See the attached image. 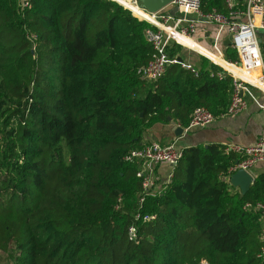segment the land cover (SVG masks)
Wrapping results in <instances>:
<instances>
[{
    "label": "trees",
    "instance_id": "trees-1",
    "mask_svg": "<svg viewBox=\"0 0 264 264\" xmlns=\"http://www.w3.org/2000/svg\"><path fill=\"white\" fill-rule=\"evenodd\" d=\"M29 2L0 0V264H261V214L245 204L264 200V174L248 192L234 189L226 177L237 153L184 148L167 190L142 208L156 215L148 223L135 221L139 164L124 160L152 142L155 124L187 128L201 105L225 111L233 77L203 57L198 75L171 64L144 80L137 69L152 57L145 31L154 27L131 10ZM201 4L227 12L226 0ZM182 47L167 52L184 58Z\"/></svg>",
    "mask_w": 264,
    "mask_h": 264
},
{
    "label": "built area",
    "instance_id": "built-area-1",
    "mask_svg": "<svg viewBox=\"0 0 264 264\" xmlns=\"http://www.w3.org/2000/svg\"><path fill=\"white\" fill-rule=\"evenodd\" d=\"M126 1L130 3V5L126 4L128 9L154 27H149L145 31L147 39L153 45L154 52L149 62L137 69V74L142 79L150 82L157 81L165 74L167 67L171 64H178L182 68L198 75L199 72L192 61L185 60L184 58L180 61L178 59L180 56L171 58L167 52V48L172 42L184 46L177 39V36L189 37L197 42L194 36L198 25L215 24L218 26V31L213 38L215 51L212 52L223 58L220 41L222 32L227 30L229 39L231 40V47L237 51L239 57L238 61L229 63L247 70L259 71V82L255 83L225 68L203 54L215 64L223 67L233 77V92L230 103L226 110L220 114L222 116L239 114L247 108L248 99H253L260 107H264L263 104L257 101L253 91L257 89L264 94V59L256 33V29L264 30V0H245L243 7L240 6V0H226V13H221L216 9L207 12L203 11L201 0H173L170 7L174 6L178 9L181 13L178 17L165 9L158 12L148 11L138 0ZM120 4L123 5L124 3ZM21 5L23 7H30V2L29 0H24ZM134 8L140 9L142 13L136 11ZM191 50L196 52L194 49ZM223 75H225V72L220 73L221 77ZM215 118L216 115L209 108L203 105L198 106L191 114L188 128H204L211 124ZM225 152H235L240 156L238 162L229 168L226 180L231 183L232 175L238 170H244L252 175V168L257 163L264 161V138H260L255 143L244 147L238 145L226 146ZM183 153L184 149L178 147L176 142L162 145L159 142L152 141L130 150L124 156L126 162L139 164L136 175L141 180L142 193L139 197L140 209L135 215L136 222L148 223L156 219L155 214L145 213L142 210L148 197L164 193V191L158 193L160 191H158L156 184L155 169L163 163L170 165L171 172L166 182V185H170L174 177L175 168L180 163ZM122 202V198L120 197L116 205L117 209L122 207ZM245 209H253L261 214V241L263 244L258 253V258H260L261 264H264V200L255 203L248 202L245 204ZM127 234L130 240H137L138 228L136 224L129 225ZM199 264H209V262L203 259Z\"/></svg>",
    "mask_w": 264,
    "mask_h": 264
},
{
    "label": "crops",
    "instance_id": "crops-1",
    "mask_svg": "<svg viewBox=\"0 0 264 264\" xmlns=\"http://www.w3.org/2000/svg\"><path fill=\"white\" fill-rule=\"evenodd\" d=\"M20 4L24 0H18ZM245 5V0H240V6ZM176 7H167L165 10L172 12L175 16H180L181 13L175 9ZM261 33L258 36L260 41V46L262 49L263 59H264V30L260 29ZM218 26L215 24H199L197 27V32L194 38L198 41L205 43H213V38L217 34ZM177 39L185 46L200 52L199 54H204L216 61L221 65H225L226 62H232V59L226 60L225 56L229 54L228 47L231 45L227 44L229 40V34L227 30H224L221 34V53L222 56L214 54L211 50L206 49L200 43L195 42L189 37L178 36ZM186 40H190L189 42ZM233 48V47H231ZM194 54V55H192ZM197 55V57L195 56ZM201 54V55H202ZM203 55V56H204ZM186 60L192 61L195 66L198 68L200 64L205 62L203 57H200L196 52H186ZM205 57V56H204ZM206 57V58H208ZM208 58V59H209ZM210 60V59H209ZM211 61V60H210ZM230 64V63H229ZM223 68V67H222ZM241 68V67H239ZM224 69V68H223ZM259 71H251L244 69V78L251 80L256 83L255 74ZM221 72L217 73V76H220ZM214 75V74H212ZM256 95V99L260 104L264 105V94L255 89L253 90ZM177 125H180L177 123ZM159 136L166 139L162 142L159 139ZM264 138V107L260 105L253 99H248V106L242 112L233 116H222L221 114L216 115L215 120L204 128H184V132L181 136H176L174 127L172 123L155 124L150 128L145 134V141H156L162 145H167L172 142H176L177 146L180 148H186L195 145H209L217 144L223 147L226 146H248L255 143L258 139ZM171 172V167L168 164H160L155 169V179L158 187V193L165 192L169 185H166L168 176ZM264 174V161L257 163L252 168V175L254 180L259 175ZM254 182V181H253ZM232 184V183H231ZM166 186V187H165ZM234 189L241 191L239 187L234 186ZM159 195V194H158Z\"/></svg>",
    "mask_w": 264,
    "mask_h": 264
},
{
    "label": "water",
    "instance_id": "water-1",
    "mask_svg": "<svg viewBox=\"0 0 264 264\" xmlns=\"http://www.w3.org/2000/svg\"><path fill=\"white\" fill-rule=\"evenodd\" d=\"M138 1L144 8H146L148 11L151 12H158L163 9H166L167 7H170L173 2V0H138ZM175 9L178 10L177 8ZM227 44L231 45L230 39L227 41ZM178 59L180 61L183 60L182 57H178ZM171 123L173 124L175 135L181 136L184 132V128L181 125H177L175 121H172ZM253 181H254L253 176L244 170H238L231 177L232 185L239 187L242 193L248 192Z\"/></svg>",
    "mask_w": 264,
    "mask_h": 264
},
{
    "label": "rangeland",
    "instance_id": "rangeland-1",
    "mask_svg": "<svg viewBox=\"0 0 264 264\" xmlns=\"http://www.w3.org/2000/svg\"><path fill=\"white\" fill-rule=\"evenodd\" d=\"M114 1H118V0H114ZM120 1H122V2H119L118 1V3L120 4V3H123L124 1L123 0H120ZM122 5V4H121ZM123 6L125 7V8H127V6H126V4L124 3L123 4ZM128 9V8H127ZM130 10V9H129ZM134 14V13H133ZM136 17H138V18H140L139 16H137L136 14H134ZM256 33H257V35L259 36L260 35V33H261V30L260 29H256ZM197 42L198 43H200L203 47H205L206 49H209V50H211V51H215L214 50V44L212 43V42H210V43H205V42H202V41H198L197 40ZM193 52V53H195V51H193V50H191V49H188L187 48V46H183L182 47V55H183V57H184V59L186 60V52ZM196 53L198 54V55H200V57H204L203 56V54L201 55V54H199V52H197L196 51ZM192 55H194V54H192ZM195 56L197 57V55L195 54ZM206 57V56H205ZM218 65V64H217ZM220 66V65H219ZM159 139H160V141H162V142H164V141H166V139L165 138H163V137H161V136H159Z\"/></svg>",
    "mask_w": 264,
    "mask_h": 264
},
{
    "label": "bare ground",
    "instance_id": "bare-ground-1",
    "mask_svg": "<svg viewBox=\"0 0 264 264\" xmlns=\"http://www.w3.org/2000/svg\"><path fill=\"white\" fill-rule=\"evenodd\" d=\"M124 2L123 3H125V4H127V5H130V3L128 2V1H126V0H123ZM126 1V2H125ZM136 11H138V12H140V13H142V11L140 10V9H138V8H134ZM178 37V36H177ZM186 41H188V40H186ZM190 41V40H189ZM188 41V42H189ZM224 67L225 68H227V69H230V70H232V71H234L236 74H239V75H241L242 76V71H241V68H239L238 66H234V65H231V64H229L228 62H226L225 63V65H224ZM259 72H257L256 74H255V80H256V83L257 82H259Z\"/></svg>",
    "mask_w": 264,
    "mask_h": 264
}]
</instances>
